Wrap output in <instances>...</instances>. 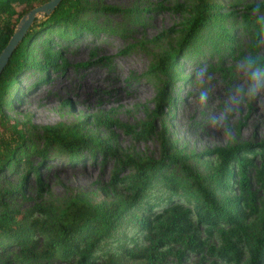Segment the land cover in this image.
Here are the masks:
<instances>
[{
    "label": "rangeland",
    "instance_id": "1",
    "mask_svg": "<svg viewBox=\"0 0 264 264\" xmlns=\"http://www.w3.org/2000/svg\"><path fill=\"white\" fill-rule=\"evenodd\" d=\"M82 1L85 9L78 21L93 28L52 37L51 50H58L65 63L55 62L52 67L40 69L31 65L22 68L2 103V111L10 120L18 122L26 142L31 140L43 149L42 155L29 156L31 163L38 165L41 188H37L32 170L22 164L0 171L2 188H9L26 173L23 194L18 192L13 198H7L8 207L24 214L30 212L32 219L41 220L49 213L60 211L75 196L95 204L119 201L127 193L124 184L111 185L109 181L113 173L118 178L129 175L133 167L121 166L114 155L92 147V151L86 147L74 153L56 151L44 143L42 125H74L86 135L108 138L110 145L157 159L161 156V147L156 133L164 124L166 154L182 155L202 182L215 191L220 203L225 202L226 195L239 192L238 177L233 174L232 185H227L230 188H222V176L214 170L217 157L213 148L246 144L254 151L253 164L246 173L248 187L255 190L257 197H264L254 177V168L261 158L259 150L264 149V83L257 97L248 98V83L241 67L244 56L264 58V7H249L263 0H208L225 14L220 25L233 36L232 47H227L225 42L218 45L221 40L214 44L217 38L214 43L206 42L207 28L202 31V39L194 43L196 47L178 50L172 65L176 74L171 81L152 66L158 55L177 46L175 41L185 12L172 9L173 6L188 5L194 0ZM106 7L110 10L102 9ZM243 15L258 20L260 30L247 24ZM255 33L258 35L253 39ZM40 40L36 38L32 44L36 59H42L43 55ZM215 46L217 51L213 50ZM161 88L167 100L162 105L161 116L150 118L153 130L143 138L126 131V127L139 129ZM201 94L206 96L203 102ZM222 113L226 118L213 127L212 121ZM228 166L235 172V162ZM164 171L182 178L177 162L167 163ZM163 190L157 180L153 181L137 205L125 210L118 225L96 244L99 252L96 264H107V260L109 264H247L246 255L239 256L237 262L222 259L216 252L223 243L221 235L215 230L208 235L201 225L197 226L196 233L203 241L196 250L178 239L168 240L154 250L164 251L158 262L116 255L117 248L124 245L132 253L143 251L147 246L145 231L134 220L146 212V204L152 205L163 198ZM192 193L178 192L177 195L191 204ZM177 195L169 196L177 199ZM38 206L46 213L36 209ZM45 245V235L35 232L32 240L0 247V264H73V257L47 254Z\"/></svg>",
    "mask_w": 264,
    "mask_h": 264
},
{
    "label": "trees",
    "instance_id": "2",
    "mask_svg": "<svg viewBox=\"0 0 264 264\" xmlns=\"http://www.w3.org/2000/svg\"><path fill=\"white\" fill-rule=\"evenodd\" d=\"M44 1L46 0H0V50L12 33L20 15ZM249 7L262 8L264 0L252 3ZM176 8L185 12L175 41L177 46L170 47L158 55L152 66V69L157 70L170 81L176 74L172 71V65L178 50L186 46L192 47L195 42L200 41L202 31L208 28V32H205L206 42L214 43V39L217 38L214 44L221 40L218 45L225 42L229 48L232 47L233 39L229 30L220 25L225 14L217 10L218 6L215 3L208 0H194L188 5L178 3L172 9ZM84 9L82 0H59L48 14H44L29 25L0 71V171L7 167L15 169L22 164L25 169L32 170L37 188H41L38 165L31 163L29 156L42 155L43 149L38 148L31 140L26 142L18 122L10 120L2 111V103L16 80V74L22 68L31 65L40 69L46 66L52 67L55 62L58 65L59 62L60 65L65 63L58 50H51L49 40L55 36L65 37L82 29L93 28L87 23L78 21L80 14H84ZM102 9L110 10L108 7ZM243 19L251 27L260 30L258 20H251L245 15ZM211 34L214 35L213 39ZM256 35L258 34L255 33L253 39ZM36 38H41L39 42L43 46L42 59H36L32 55V44ZM217 48L215 46L213 50L217 51ZM257 58L261 66H264V58ZM166 100L164 88H161L156 95L154 106L146 113V119L141 122L139 129L126 127L125 130L136 137L147 136L153 130L150 118L161 116L162 105ZM41 134L44 143L51 145L56 151L74 153L81 147H86L88 150L92 147L114 155L121 166L126 164L133 167L132 173L127 176L118 178L113 173L109 181L111 185L124 184L127 193L119 201L108 203L100 201L95 204L82 196H75L67 200L60 211L49 213L41 220L32 219L30 212L24 214L15 208H9L6 201L18 192L23 194V180L26 176L23 172L19 180L9 188L0 187V247L22 242L25 239L32 240L36 232L45 235V248L50 256L73 257V264H96L95 259L99 255L96 249L98 241L112 232L125 210L131 205H137L139 198L151 187L153 181L157 180L164 188L163 198H159L152 205L146 204V212L134 220L136 226L145 231L147 246H144L143 251L132 253L124 245L117 248L116 255L158 262L164 251L154 250L166 244L168 240L178 239L186 246H190L189 249L196 250L203 241L196 233L197 226L201 225L208 235L213 230L221 235L223 243L216 252L226 262L230 260L237 262L239 256L246 255L247 264H264V197H257L255 190L248 187L246 173L248 167L253 164L254 151L246 144L213 148L217 157L214 170L222 176L220 180L222 188H230L227 185H232L230 177L233 174L238 177L239 192L231 196L226 195V203H220L215 191L202 182L200 176L184 162L182 155L178 156L175 152L166 154L168 142L164 124L156 133L161 147V156L157 159L110 145L108 138H101L95 134L86 135L80 131V127L74 125L68 127L42 125ZM259 156L261 158L254 168V177L264 193L263 148H260ZM176 162L181 169L182 178L164 171L167 163ZM230 162H235V172L229 168ZM189 191L193 192L191 204L177 195L178 192L189 194ZM171 193L176 194L179 199L170 197ZM36 209L46 213V210L40 206ZM147 248L150 249L149 252ZM109 263L107 260V264Z\"/></svg>",
    "mask_w": 264,
    "mask_h": 264
},
{
    "label": "water",
    "instance_id": "3",
    "mask_svg": "<svg viewBox=\"0 0 264 264\" xmlns=\"http://www.w3.org/2000/svg\"><path fill=\"white\" fill-rule=\"evenodd\" d=\"M59 0H46L40 4L34 5L18 18L12 33L8 37L5 45L0 50V71L7 62V59L20 41L29 25L36 19L48 14ZM40 16V17H39Z\"/></svg>",
    "mask_w": 264,
    "mask_h": 264
},
{
    "label": "clouds",
    "instance_id": "4",
    "mask_svg": "<svg viewBox=\"0 0 264 264\" xmlns=\"http://www.w3.org/2000/svg\"><path fill=\"white\" fill-rule=\"evenodd\" d=\"M241 67L244 69L248 83V98H255L261 92V84L264 83V66H261L259 59L253 55H247L241 58ZM239 90V89H238ZM201 102L206 100V96L201 94ZM239 103V101H237ZM226 118V114L222 113L220 117L212 121V126L216 127Z\"/></svg>",
    "mask_w": 264,
    "mask_h": 264
}]
</instances>
